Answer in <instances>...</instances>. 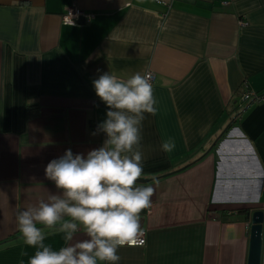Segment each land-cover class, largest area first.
<instances>
[{"label":"crops","instance_id":"crops-1","mask_svg":"<svg viewBox=\"0 0 264 264\" xmlns=\"http://www.w3.org/2000/svg\"><path fill=\"white\" fill-rule=\"evenodd\" d=\"M70 6L91 17L63 21ZM148 71L157 112L142 122L139 183L154 194L146 243L119 248L117 264H247L250 216L264 210V97L241 95H264V0H0V264L34 253L16 213L58 192L46 165L103 144L92 81Z\"/></svg>","mask_w":264,"mask_h":264},{"label":"clouds","instance_id":"clouds-1","mask_svg":"<svg viewBox=\"0 0 264 264\" xmlns=\"http://www.w3.org/2000/svg\"><path fill=\"white\" fill-rule=\"evenodd\" d=\"M92 85L108 109L93 135L106 138L86 155L68 149L51 160L44 175L58 192L17 210L22 242L34 249L27 264H117L119 248L143 243L141 212L154 194L152 185L139 183L145 175L142 122L145 113L157 112L151 74L124 79L104 72ZM175 147L171 138L161 144L166 153ZM80 232L84 239L76 238ZM50 234H62L64 246L46 244Z\"/></svg>","mask_w":264,"mask_h":264},{"label":"water","instance_id":"water-1","mask_svg":"<svg viewBox=\"0 0 264 264\" xmlns=\"http://www.w3.org/2000/svg\"><path fill=\"white\" fill-rule=\"evenodd\" d=\"M79 23H84V17L78 20ZM149 179L141 178L140 182H148ZM264 210H254L250 216L249 226V248H248V261L247 264H260L261 260V248H262V222L264 220Z\"/></svg>","mask_w":264,"mask_h":264},{"label":"built area","instance_id":"built-area-1","mask_svg":"<svg viewBox=\"0 0 264 264\" xmlns=\"http://www.w3.org/2000/svg\"><path fill=\"white\" fill-rule=\"evenodd\" d=\"M81 16L84 17V20L89 19L91 17V15H88V13H85L84 11L78 9L77 7L70 6L68 8V10L63 14L62 18H63V21L68 22V23L72 19V21L74 23V22H77L81 18ZM148 73L151 74V83H152L155 80L154 74L151 71H148ZM262 97H264V95H262V94L258 95L256 93L252 94L251 92H249L247 90L243 91L242 95H241V99H244V100L245 99L246 100H248V99H252V100L256 99L257 100L258 98L263 99ZM143 233H144V235L141 237V240L143 241V243H139V244L134 245V246L144 245L146 243L145 232L143 231Z\"/></svg>","mask_w":264,"mask_h":264},{"label":"trees","instance_id":"trees-1","mask_svg":"<svg viewBox=\"0 0 264 264\" xmlns=\"http://www.w3.org/2000/svg\"><path fill=\"white\" fill-rule=\"evenodd\" d=\"M245 90H246V89H245ZM245 90H244V91H245ZM242 92H243V91H242ZM247 212H248V210H244V213H246V214H247Z\"/></svg>","mask_w":264,"mask_h":264}]
</instances>
